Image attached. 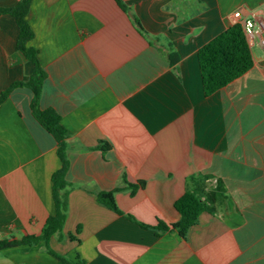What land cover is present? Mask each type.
I'll use <instances>...</instances> for the list:
<instances>
[{
    "label": "crops",
    "instance_id": "1",
    "mask_svg": "<svg viewBox=\"0 0 264 264\" xmlns=\"http://www.w3.org/2000/svg\"><path fill=\"white\" fill-rule=\"evenodd\" d=\"M122 1L141 29L115 0H31L25 16L45 72L39 106L67 132V212L50 247L86 264H264V47L250 46L252 66L209 95L197 60L234 10L264 18V0ZM17 38L0 13V93L33 71ZM31 97L21 85L0 102V238L39 234L54 212L57 140ZM192 174L222 179L226 197L184 238L151 227L178 220L174 201ZM123 178L145 181L114 192L134 220L96 199ZM0 264L62 263L39 241L0 249Z\"/></svg>",
    "mask_w": 264,
    "mask_h": 264
},
{
    "label": "trees",
    "instance_id": "2",
    "mask_svg": "<svg viewBox=\"0 0 264 264\" xmlns=\"http://www.w3.org/2000/svg\"><path fill=\"white\" fill-rule=\"evenodd\" d=\"M31 0H17L10 7H0V13H8L16 21L18 27L17 48L32 61L33 71L26 81L12 82L0 93V102L7 96L8 92L15 86H26L31 89L32 97L30 109L35 119L57 140L56 154L60 160V166L51 173V195L54 204V212L49 214L41 228L39 234H25L19 238L1 237L0 249L15 247L22 244H36L42 241L45 251L55 257L62 264H86L80 258H71L65 254L54 251L49 245L52 234L60 236L61 229L67 212V194L69 185L65 174L68 167L66 155L67 132L60 123L59 114L52 108H41L39 106V94L42 79L45 72L39 64L35 49L26 46V42L31 39L33 32L25 16ZM122 10L127 12L135 25L141 29L140 23L130 12V8L122 1L115 0ZM197 60L201 75L202 90L205 95H209L218 90L226 83L241 75L252 66V54L247 43L242 25L233 22L227 28L217 33L197 50ZM100 144L107 145L100 141ZM208 174H192L186 178L184 192L174 201V207L179 213V218L175 222L166 223L158 220L151 227L160 232L175 230L182 238L186 236L188 229L197 222L198 215L203 211L214 212L217 204L226 197V190L222 179L216 178L213 183H209ZM124 185L111 190H104L95 193L98 202L119 214H124L131 220L134 217L129 213H124L116 204L114 192L121 189H128L133 194L136 189L143 187L145 181L138 179L130 182L123 178ZM141 226H148L138 222ZM79 226L76 228V231ZM70 238L73 236L70 234Z\"/></svg>",
    "mask_w": 264,
    "mask_h": 264
},
{
    "label": "built area",
    "instance_id": "3",
    "mask_svg": "<svg viewBox=\"0 0 264 264\" xmlns=\"http://www.w3.org/2000/svg\"><path fill=\"white\" fill-rule=\"evenodd\" d=\"M232 16L234 22H239L242 25L249 46L264 47V18L255 16L252 13L250 17L240 20L241 12L239 9L234 10Z\"/></svg>",
    "mask_w": 264,
    "mask_h": 264
}]
</instances>
